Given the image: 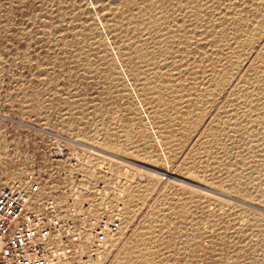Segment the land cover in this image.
Listing matches in <instances>:
<instances>
[{"label": "rangeland", "instance_id": "obj_1", "mask_svg": "<svg viewBox=\"0 0 264 264\" xmlns=\"http://www.w3.org/2000/svg\"><path fill=\"white\" fill-rule=\"evenodd\" d=\"M61 172L101 264H264V0H0V189Z\"/></svg>", "mask_w": 264, "mask_h": 264}, {"label": "built area", "instance_id": "obj_2", "mask_svg": "<svg viewBox=\"0 0 264 264\" xmlns=\"http://www.w3.org/2000/svg\"><path fill=\"white\" fill-rule=\"evenodd\" d=\"M55 178V194L29 178L0 189V264H101L113 249L124 224L105 203L107 185L97 187L96 205L84 176Z\"/></svg>", "mask_w": 264, "mask_h": 264}, {"label": "bare ground", "instance_id": "obj_3", "mask_svg": "<svg viewBox=\"0 0 264 264\" xmlns=\"http://www.w3.org/2000/svg\"><path fill=\"white\" fill-rule=\"evenodd\" d=\"M222 79H223V78H222ZM217 82H218V81H217ZM218 85L221 86V84H219V83H218ZM216 86H217V85H216ZM217 87H218V86H217ZM262 118H263V117H262ZM257 119H258V118H257ZM261 120H262V119H261ZM259 121H260V120H259ZM113 149H114V148H113ZM113 149H112V150H113ZM114 151H115V150H114ZM116 152H118V150H117ZM194 195H195V194H194ZM198 195H199V194H198ZM200 195H201V194H200ZM196 196H197V195H196ZM196 196H195V197H196ZM201 196H202V195H201ZM201 196H200V197H201ZM206 196H207V195H206ZM227 196H228V195H227ZM204 197H205V195H204ZM207 198H208V197H207ZM204 199H205V198H204ZM198 200H199V197H198ZM201 200H203V199H201ZM206 200H208V199H206ZM210 200H211V199H210ZM214 200H216V199H214ZM216 201H217V200H216ZM218 201H220V200H218ZM211 202H213V201L211 200ZM215 203H217V202H215ZM218 203H219V202H218ZM221 203H223V202H221ZM222 206H223V205H222ZM222 206H221V207H222ZM224 208H225V207H224ZM113 213H114V212H113ZM114 214H117V215L121 218V216H120L118 213H114Z\"/></svg>", "mask_w": 264, "mask_h": 264}]
</instances>
